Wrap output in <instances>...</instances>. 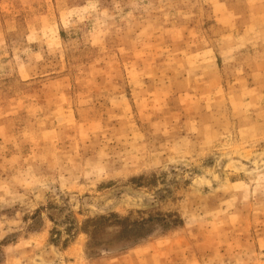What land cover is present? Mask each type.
Masks as SVG:
<instances>
[{"label": "rangeland", "instance_id": "1", "mask_svg": "<svg viewBox=\"0 0 264 264\" xmlns=\"http://www.w3.org/2000/svg\"><path fill=\"white\" fill-rule=\"evenodd\" d=\"M0 264H264V0H0Z\"/></svg>", "mask_w": 264, "mask_h": 264}]
</instances>
